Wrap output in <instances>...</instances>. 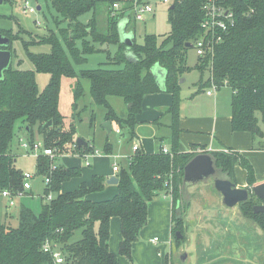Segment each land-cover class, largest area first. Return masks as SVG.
Returning <instances> with one entry per match:
<instances>
[{"label": "trees", "instance_id": "trees-1", "mask_svg": "<svg viewBox=\"0 0 264 264\" xmlns=\"http://www.w3.org/2000/svg\"><path fill=\"white\" fill-rule=\"evenodd\" d=\"M207 0H173L174 7L168 11L170 32L159 42L154 35H145L142 43L132 40L129 52L135 61L126 60L127 47L120 41L119 18L108 15L106 27L97 29V8L103 0H43L44 7L54 12L51 20L58 34L48 38L38 37L34 41L32 33L20 28L19 22L6 17L19 28H0V37L19 40L26 58L33 64V70L12 69L3 72L0 80V192L8 191L15 195L21 191L23 172L15 167L11 144L15 135L16 123L25 125L32 139L37 127L45 148L63 151L66 144L75 145L71 140L74 127L65 131L63 117L59 112V93L63 78H77L89 81V94L92 102L106 110L105 120L114 121L120 129L132 133L135 118L141 112L145 94L158 92L151 74V68L159 65L166 71L165 90L172 94V104L167 113L171 117V147L167 154L161 149L154 154L141 150L134 153L127 168L120 167L117 173L118 192L111 199L91 201L87 196L104 189V179L93 176L90 185L81 184L76 190L61 192L62 184L80 176L78 168L54 167L47 157L36 159V175L50 178L40 196V208L36 213L30 207L20 204L16 216L17 226L0 224V264H51L50 254L44 253L42 246L49 243L59 250L63 264H119L118 257L108 250L110 220L120 221L121 241L119 255L132 259V244L139 238L141 229L148 218V203L160 192L171 197V232L175 238L179 232L183 236V219L188 203L182 204L183 168L196 155L208 154L216 170L215 176L235 184L234 167L241 166L246 171L249 189L257 184L249 162L235 153L202 152L179 153L177 126L179 115V79L190 69L186 65L189 50L203 37L201 24L204 19L203 5ZM112 0H108L111 6ZM222 6L233 11V24L221 41L214 45L211 54L198 57L196 69L208 73L207 85L217 88L227 86L232 91L231 113L232 130L248 132L252 136H264V0H221ZM41 9V6H40ZM91 14V19L83 24L80 17ZM0 18H5L0 16ZM66 22L65 28H59ZM49 31V30H48ZM60 37V38H59ZM89 37L91 41H87ZM33 40V41H32ZM47 45L48 53H33L30 47ZM115 46L113 57L106 64L120 66L119 69L97 68L75 71L76 66L87 62V57L101 50V46ZM96 45L98 48L96 49ZM107 52L108 49L106 48ZM20 62L18 63V65ZM45 73L50 79L42 92L38 91L36 74ZM80 82L74 88V103L82 96ZM109 97L121 98L127 111L125 120L119 119L112 111ZM256 113L260 114L259 127ZM48 121L51 126L45 128ZM32 142V141H30ZM107 147H104V151ZM76 153L92 151L89 145L75 146ZM52 195L50 201L46 196ZM256 201V202H255ZM254 198L238 205L240 216L252 222L264 234V215L255 214ZM258 205V203H257ZM15 218V217H14ZM80 232V239L70 242L74 232ZM168 264V259L165 261ZM261 264H264V256Z\"/></svg>", "mask_w": 264, "mask_h": 264}, {"label": "rangeland", "instance_id": "rangeland-1", "mask_svg": "<svg viewBox=\"0 0 264 264\" xmlns=\"http://www.w3.org/2000/svg\"><path fill=\"white\" fill-rule=\"evenodd\" d=\"M103 1L104 2H101L97 8V29L99 30L106 27L108 15L115 17L111 15V10L109 8L110 5L107 3L108 0ZM149 1L157 4L155 6V14L147 17L144 23H139L137 25L134 41L138 44L142 43L145 35H154L160 42L162 38L170 32V24L168 20L170 5L162 4L160 0ZM29 2L34 8L41 6L40 11L36 10L35 13L22 14L19 11V3H17V1L13 4L2 1L0 4V16H4L5 18H0V28L11 30L14 34L18 32V26L13 21L6 18L12 15V17L19 22L21 29L32 33L34 41H37L38 37L44 36L48 38L51 33L59 35L56 26H54L51 20V15H54V12L44 7L43 0H29ZM170 3L172 4L173 0H170ZM91 17L90 13L85 14L80 17V22L86 24ZM59 25V28H65L67 23L60 22ZM86 40L91 41L89 37H87ZM95 47L97 49L98 45ZM11 48L13 51L10 63L11 68L33 70V64L26 58V53L21 46V42L13 39L11 42ZM100 48L103 50L102 46ZM107 49V52L103 50L88 56L87 62L82 66H76L74 68L75 71L95 70L100 67L106 69L121 68L120 66L106 64L109 62L108 58L113 57L115 53L113 46H109ZM30 50L36 54L48 53L49 47L47 45L36 44L35 46L30 47ZM19 62L20 64L18 65ZM197 63L198 56L193 48H189L186 55V65L190 69V71L186 72L188 83L193 81L194 83L199 84V82L204 81L208 75L206 70L201 72L196 69ZM49 79L50 76L48 74H36V83L39 92L43 91ZM77 82H80L83 93L82 96L76 100L74 108V88ZM89 86L90 84L87 80L80 79L77 81V78H63L61 80L58 106L59 112L63 117V129L68 131V129L74 127L71 134V140L74 143L76 139H82L84 142L90 141V145H93L92 151L98 150L100 153V156L92 157L89 160V164H86L82 160L77 159V157H73L75 156L74 148L76 146L73 145V143L66 144L63 151L56 150L55 157L52 161V165L54 167L70 168L71 166H78L81 171L80 177L73 178L62 185V188L65 191L74 189L75 186L79 185L82 181L87 180V182H89L93 172H110L113 159L105 158V153L103 151V146L107 142V139L109 144L113 147L112 155L116 154L125 156V154L130 152L131 149L129 135L127 133H122L120 136L113 132L111 134H107V132L102 128L105 122L104 118L106 110L92 102L89 94ZM113 99L114 100L109 101L110 105L119 115H124L126 110L122 101L118 98ZM255 115L258 120H260V114L256 113ZM17 126H20V129L17 128L15 130V135L11 144V152L15 159V167L23 173L27 172L35 174V177L31 182V191L28 192L31 193V196L29 197L27 194L24 195L16 201L13 208L8 209L6 207L7 205H5V201L0 198V224H5L13 228L17 226L16 216L20 204L30 207L34 212L39 210L40 196L42 195V190L44 188L43 179L45 178L36 175V158L28 155L26 151L20 147L19 143L20 140L43 143L41 135L37 132V127L34 128L32 139H30L29 134L26 132L25 125L17 122L16 127ZM91 152H89V154ZM122 161L125 162V158L122 159ZM127 166L128 165H124L123 167L127 168ZM219 176L220 178H225L224 174H220ZM214 177L216 178L217 176ZM214 177H209L204 181L196 183L195 185H197L196 187L198 189L196 188L192 191V193H194L193 195L200 196L198 197L199 200L197 202L199 205L201 204V206H204L207 202H209V206L215 205L218 207L217 209H224V211H228V214L226 215L227 217L223 218V213L213 207V209H211L212 211L210 210L212 213L211 216L200 219L199 222H205L206 226L204 225V228H202V230L197 232L195 235L188 234L187 230L183 228L181 243L175 244L173 240L174 244H172L171 247L172 255L166 257L165 259H168V263L172 262V264H261L264 256L263 232L252 222L247 220V222H244L237 219V216H240L238 206L227 209V207L222 205L221 196L216 194L213 187ZM186 193L187 190L184 189L182 192L181 206L182 204L185 205L191 197ZM213 196L217 197L215 203L213 201L214 199L210 198ZM202 197H207V199L210 200L206 201L202 199ZM251 198H254V195L249 192L248 199ZM257 203L259 204L258 201ZM6 212L8 213V219L4 218ZM79 239L80 232L76 231L70 239V242H74ZM56 248L57 247L54 249ZM183 253H187L185 263H182L181 261Z\"/></svg>", "mask_w": 264, "mask_h": 264}, {"label": "crops", "instance_id": "crops-1", "mask_svg": "<svg viewBox=\"0 0 264 264\" xmlns=\"http://www.w3.org/2000/svg\"><path fill=\"white\" fill-rule=\"evenodd\" d=\"M156 5L157 4L155 3L154 14ZM171 5H173V3L170 4V6ZM127 7V5L123 4V12L116 15H123L121 18H119L120 20L118 27L119 29H121L122 27H120V25H125V33H132L135 38L137 25L144 22H134V20L127 13ZM113 47L116 50V47ZM125 54L129 55L130 52L127 50ZM151 74L158 87V92L148 93L143 96L141 112L135 118L136 124L133 127L132 133L129 134L125 129H120L114 121H109L111 129L110 132H107V130L102 127L107 132V134H111L113 132L116 135L120 136L122 135V133H127L129 135V142L131 145L130 152L125 154V156L116 154L112 155L113 147L111 146V144H109L107 139V142L103 146V151L104 147H107L106 150L108 152L104 151L105 158L113 159L110 172H93L91 174L89 182H87V180L82 181L81 183H79V185L75 186L74 189L68 191H65L63 190V188H61V192H70L76 190L81 184L90 185L93 176H100L104 179V189L99 193L87 196V198L91 201L96 202L111 199L118 192L117 184L111 185L107 184L106 182L112 176L117 177L118 172L113 171V166H117L118 169H120V167H123L124 165H129L130 158L134 154L132 152V145L138 144L139 150L143 151L146 154H154L163 147L167 150L170 149V138L172 134L171 117L167 113V111L172 104V94L166 92L164 84H161V80H164L162 79V77H165L162 67L158 66V69H156L155 71L156 75H154V72H152V70ZM186 75L187 73L183 74V76L178 81V152L199 153L204 150L207 152L223 151L224 153H235L240 157L246 159L252 166L257 184L264 182V136L255 137L248 132H239L232 130V91L230 90V88H228L227 86H221L216 90H213L211 84H206L208 75L204 79V81H200L199 84H196L193 81L188 83ZM208 91L210 92V95L207 94ZM113 98L118 97H109L108 103L109 101L114 100ZM118 99L122 101L121 98ZM110 107L119 119H126L127 111L124 115L121 116L117 112H115L114 108L111 105ZM104 121L107 122L105 118ZM259 127L263 130V124L260 122V120ZM116 130H119V133H117ZM86 143L87 145L88 143L90 145L91 142L87 141ZM90 146L93 148V145ZM74 155L75 156L73 157H77V159L85 162L81 153L79 154L75 152ZM92 157L87 160L88 163ZM124 158L126 160L125 162L122 161V159ZM70 168H78L80 170V167L78 166H71ZM234 178L236 187L248 188L246 182V171L239 165H236L234 167ZM65 183H63L62 185H64ZM196 186L197 185H193L185 189L187 190L186 194L191 197L187 202L188 207L183 219V228L186 229L188 234L190 235H195L197 232L202 230V228H204L203 226H206V223H200V219L211 216L212 213L210 212V210L213 209V207L215 209L218 208L215 205L209 206V202H207L208 204L206 203L204 206H201V204L199 205L197 202L199 200L198 197L200 196L193 195L194 193H192V191L197 188ZM26 194L29 195V197L31 196V193L26 192ZM216 194L219 193L216 192ZM216 196L210 197L211 199H214V203L217 199ZM202 199L206 201L210 200L207 199V197H202ZM3 200L5 201V205H7V201L5 199ZM147 209V223L141 229L138 240L132 244L131 261L119 255V244L121 241L120 221L116 217L111 218L108 250L110 253L118 257L119 264H165V258L172 255L171 247L174 243L171 232L172 202L170 195L164 192L158 193V195L148 203ZM217 210L223 213V218L227 217L226 215L228 214V211H224V209ZM38 211L39 210H37L36 213ZM4 218L8 219L7 212L5 213ZM237 219L244 222L246 221L240 216H237ZM154 238L158 239L156 243L152 242ZM168 264H172V262Z\"/></svg>", "mask_w": 264, "mask_h": 264}, {"label": "built area", "instance_id": "built-area-1", "mask_svg": "<svg viewBox=\"0 0 264 264\" xmlns=\"http://www.w3.org/2000/svg\"><path fill=\"white\" fill-rule=\"evenodd\" d=\"M6 1L8 3L13 4L17 1L19 3V11L22 14L35 13L37 7L34 8L30 4L29 0H1ZM162 4L170 5V0H160ZM122 4V5H121ZM123 4L127 5L128 9H126L130 17L134 20V22H145L146 18L152 14H154V2L151 1H142V0H115L112 2L110 10L111 15L116 16L123 12ZM204 11V19L201 24V28L204 31V35L198 41L194 43L192 46L196 55L198 57H205L208 54H211L214 48V45L221 41V33H225L227 29L233 24V11L229 7L222 6L221 0H207L203 5ZM126 14V13H125ZM127 16V15H126ZM212 89L216 90L217 87L211 83ZM210 95V92H207ZM119 133V130H116ZM20 147L26 151V153L34 158L38 159L39 157H47L51 160L55 157V149L45 148L41 142H30V141H19ZM139 150V145H132V152L136 153ZM161 151L164 154L168 153L166 148H161ZM228 152V151H225ZM92 156H100L98 151H92L83 153L82 157L86 164L88 163V159ZM131 159V158H130ZM54 170V166L51 167ZM118 167L113 166V171L118 172ZM35 174L32 173H23L22 180V188L21 191L16 193L15 195L11 194L8 191L0 192V198H3L7 201V208H13L18 199L22 198L26 192L31 191V182L34 179ZM50 178L45 177L43 179L44 186L49 185ZM46 201H50L52 199V195L48 194L46 196ZM158 241L157 238L152 240L153 243ZM42 250L44 253L50 254L52 258L51 264H63V258L61 253L57 249H52L49 243H45L42 246Z\"/></svg>", "mask_w": 264, "mask_h": 264}, {"label": "water", "instance_id": "water-1", "mask_svg": "<svg viewBox=\"0 0 264 264\" xmlns=\"http://www.w3.org/2000/svg\"><path fill=\"white\" fill-rule=\"evenodd\" d=\"M2 1L0 0V4ZM174 5H171L169 9L171 10ZM37 11H40V6H37ZM122 27L119 29L120 32V41L123 43L127 50L132 46V40L134 35L132 33H125V25H120ZM10 40L7 37H0V47H9ZM187 48H192L191 44L185 45ZM106 45H102V49H105ZM126 60L129 62H134V55L130 52L129 55H126ZM12 54L8 49H0V80L2 79L3 72L7 70L11 66ZM159 65H154L151 70L154 72L158 69ZM164 74L166 75V71L163 69ZM156 78V77H155ZM161 79V78H160ZM161 80V84L163 83L165 86V77L163 76ZM51 122L48 121L44 124V127H50ZM103 128L110 132V122L107 121L104 123ZM78 149L81 147H86L87 143L82 139H76L75 141ZM216 174V170L214 168L213 161L208 154H199L193 157L183 168V188L187 189L190 186L195 185L198 182L204 181L209 177H214ZM107 184L116 185L118 183V179L116 176H112L106 182ZM213 187L217 193L221 195L222 205L227 208H233L241 203H244L248 200L249 192H251L259 201L260 204L255 205L253 207V212L255 214H263L264 215V182L258 183L252 187H250V191L247 188H238L236 185L229 180L220 179L218 177H214L213 179ZM176 239H181L182 236L179 232L175 233ZM182 263L186 261V254L184 253L181 256Z\"/></svg>", "mask_w": 264, "mask_h": 264}]
</instances>
